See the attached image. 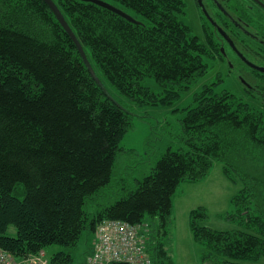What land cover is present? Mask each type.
Listing matches in <instances>:
<instances>
[{"label":"trees","instance_id":"trees-1","mask_svg":"<svg viewBox=\"0 0 264 264\" xmlns=\"http://www.w3.org/2000/svg\"><path fill=\"white\" fill-rule=\"evenodd\" d=\"M53 1L102 86L43 0H0V249L23 264L49 245L76 246L83 231L96 233L99 222L117 219L148 224L146 264H174L173 195L181 182L205 179L221 162L227 180L241 184L227 214L237 228L214 229L203 224L205 207L192 209L191 235L204 248L199 261L264 258V73L248 79L245 90L261 107L230 89L215 92L217 81L203 84L188 105L174 109L177 129L150 171L91 211L88 203L110 188L134 109L173 105L208 72L214 52L222 53L209 19L203 15L206 42L181 20L184 0H105L138 22L91 1ZM231 2L239 13L248 10ZM252 52L264 62V53ZM10 225L15 236L7 234ZM72 262L64 250L50 256V264Z\"/></svg>","mask_w":264,"mask_h":264},{"label":"rangeland","instance_id":"rangeland-1","mask_svg":"<svg viewBox=\"0 0 264 264\" xmlns=\"http://www.w3.org/2000/svg\"><path fill=\"white\" fill-rule=\"evenodd\" d=\"M202 1L208 4V0ZM184 2L186 3V12L181 16V20L203 42H206L203 13L198 0H184ZM214 38L219 50L218 36H214ZM226 48L228 60H225L228 63H224L220 56L214 52V59L208 60V72L191 85L188 90L182 91L180 98L173 105L134 109L132 127L121 140V150L118 151L113 165L110 188L106 189L104 195L97 197L93 203H88L89 210L96 209L99 203L109 204L121 197L126 190L122 189L123 184L125 188H130L136 179H140L150 171L158 153L162 152L171 141L169 133H173L177 129L178 117L173 112L174 109L188 105L193 94L203 84L217 81L214 87L215 92L230 89L242 96L249 104L257 107L262 106L258 99L250 97L245 91L244 80L253 82L248 80L253 79V70L246 66L239 67L236 55L231 49ZM145 84L159 89V86L152 79H146ZM110 91L121 103L130 108L131 103L129 101L122 98L113 89ZM240 187V183L233 184L223 175L221 162L214 163L205 179L197 182H181L173 195V212L169 228L170 248L173 253L174 264H201L199 257L204 248L202 244L193 240L189 228V212L192 209L199 206L205 207L208 216L203 224L214 229L231 230L237 228V225L227 218V214L233 210L231 197L238 192ZM7 234L9 236L16 235L14 225L9 226ZM94 240L95 233L85 230L76 246L65 247L52 244L45 248L44 255L50 264V256L57 251L64 250L72 254V264H83L86 254L94 245ZM255 264H264V258Z\"/></svg>","mask_w":264,"mask_h":264},{"label":"flooded vegetation","instance_id":"flooded-vegetation-1","mask_svg":"<svg viewBox=\"0 0 264 264\" xmlns=\"http://www.w3.org/2000/svg\"><path fill=\"white\" fill-rule=\"evenodd\" d=\"M231 1L232 0H208V4L202 1L214 22H216L215 18H217L228 29L224 30L217 22L215 26L210 21L214 27L215 36H218L220 42L219 51L222 53L220 59L223 60L224 63H228L225 60H228L226 52V47H228V49H231L234 55H236L237 63L240 65L238 66H246L250 70H253V79H259L261 76L258 73L264 72L249 67L241 56L256 65L264 66V62L261 60L262 57L258 54H256V56L252 52L256 51V53H258L260 51L262 56L264 53V0H240V2L246 6L244 9H248L245 10V14L235 10V5ZM203 15L207 18L205 14ZM218 27L230 38L233 46L230 45L229 41L218 31ZM219 42L217 41V43ZM244 83L245 85H249V82L245 80Z\"/></svg>","mask_w":264,"mask_h":264},{"label":"built area","instance_id":"built-area-1","mask_svg":"<svg viewBox=\"0 0 264 264\" xmlns=\"http://www.w3.org/2000/svg\"><path fill=\"white\" fill-rule=\"evenodd\" d=\"M147 223L132 224L128 221L106 219L96 227V240L92 252L84 264H106L109 261H125L146 264ZM0 264H21L0 249ZM23 264H48L44 252L32 256Z\"/></svg>","mask_w":264,"mask_h":264},{"label":"water","instance_id":"water-1","mask_svg":"<svg viewBox=\"0 0 264 264\" xmlns=\"http://www.w3.org/2000/svg\"><path fill=\"white\" fill-rule=\"evenodd\" d=\"M51 9V11L53 12V14L55 15L56 19L59 21V23L62 25V27L65 29V31L68 33V35L71 37V39L73 40L74 44L76 45V48L78 50V52L80 53L83 61L85 62L91 76L95 79V81L102 86V82L99 79V77L96 75L87 55L86 52L83 48V46L81 45L80 41L78 40L77 36L75 35V33L73 32L72 28L70 27V25L68 24L67 20L65 19L64 15L62 14V12L60 11V9L58 8V6L56 5V3L53 0H43ZM85 1H91L93 3H96L102 7H105L115 13H117L118 15L126 18L129 21L132 22H138L131 14H129L128 12L124 11L123 9L115 6L114 4L105 1V0H85ZM200 7L202 8L203 14H205L207 16V18L209 19V21H211L215 26H216V22H214V20L210 17V15L208 14L207 9L205 8L204 4L202 3L201 0H198ZM218 31L223 34V36L229 41L230 45L233 46L232 41L230 40V38L226 35V33L218 27ZM243 60H245V63L251 67L254 68L258 71L264 72V66H260V65H256L250 61H248L247 59H245L243 56H241Z\"/></svg>","mask_w":264,"mask_h":264}]
</instances>
